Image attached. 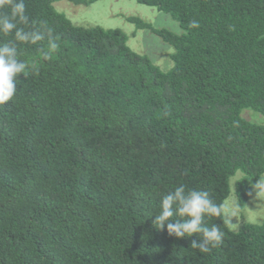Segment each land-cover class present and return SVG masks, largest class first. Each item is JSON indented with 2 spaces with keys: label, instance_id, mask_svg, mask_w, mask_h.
Instances as JSON below:
<instances>
[{
  "label": "trees",
  "instance_id": "obj_1",
  "mask_svg": "<svg viewBox=\"0 0 264 264\" xmlns=\"http://www.w3.org/2000/svg\"><path fill=\"white\" fill-rule=\"evenodd\" d=\"M57 1L24 0L58 49L21 45L28 68L0 106V264H264V221L205 217L224 232L207 253L154 225L177 186L223 208L232 176L242 206L264 178V0H137L181 26L127 17L173 47L166 71L123 29L76 25Z\"/></svg>",
  "mask_w": 264,
  "mask_h": 264
},
{
  "label": "clouds",
  "instance_id": "obj_2",
  "mask_svg": "<svg viewBox=\"0 0 264 264\" xmlns=\"http://www.w3.org/2000/svg\"><path fill=\"white\" fill-rule=\"evenodd\" d=\"M0 8L10 10L0 14V36L12 37L0 42V106H4L18 92L20 77L28 68L20 55L21 45L47 42L50 54L58 49V43L47 21H29L24 0H0ZM189 27L199 28V22L193 20ZM159 209V214L154 215L156 228L166 227L168 234L177 239L195 235L197 238L190 246L200 253L210 252L223 243L221 226L209 227L204 223L205 217H220L223 212L222 205L214 202L208 191L177 186L161 197Z\"/></svg>",
  "mask_w": 264,
  "mask_h": 264
},
{
  "label": "rangeland",
  "instance_id": "obj_3",
  "mask_svg": "<svg viewBox=\"0 0 264 264\" xmlns=\"http://www.w3.org/2000/svg\"><path fill=\"white\" fill-rule=\"evenodd\" d=\"M55 6L76 25L123 29L134 50L147 54L165 71L171 68L173 62L170 53L174 51L173 47L163 42L151 29L138 28L135 23L127 19L135 15L156 27L182 32L179 22L171 14L137 0H98L90 5H77L69 0H60L55 2ZM256 113L245 110L243 114L247 119L261 122L260 116L263 115L257 113L260 115L258 116ZM238 177L239 175L231 177L230 194L223 204L224 215L232 230H239L245 223L264 221V178L254 185L250 198L242 206L236 194Z\"/></svg>",
  "mask_w": 264,
  "mask_h": 264
}]
</instances>
